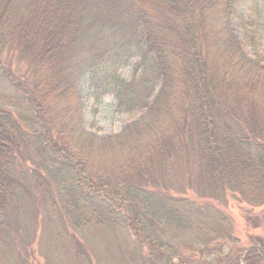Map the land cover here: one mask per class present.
<instances>
[{
    "label": "trees",
    "instance_id": "16d2710c",
    "mask_svg": "<svg viewBox=\"0 0 264 264\" xmlns=\"http://www.w3.org/2000/svg\"><path fill=\"white\" fill-rule=\"evenodd\" d=\"M237 1L0 0V229L14 202L33 203L32 177L69 227L121 231L140 264H264V26L238 37ZM80 84L139 118L86 131ZM177 148L212 192L227 196L235 176L249 185L237 201L262 235L215 242L208 210L155 182Z\"/></svg>",
    "mask_w": 264,
    "mask_h": 264
},
{
    "label": "rangeland",
    "instance_id": "374dc122",
    "mask_svg": "<svg viewBox=\"0 0 264 264\" xmlns=\"http://www.w3.org/2000/svg\"><path fill=\"white\" fill-rule=\"evenodd\" d=\"M251 21L264 26V0L237 1L233 26L238 37L242 36V25ZM262 53L264 55V50ZM125 75L127 77L128 72ZM78 106L84 129L101 137L118 134L139 118V114L119 112L117 102L111 97H105L100 105H95L84 84L78 87ZM173 158V163L168 168L157 167L152 173L153 178L160 187L169 189L173 199L188 201L195 211L202 207L208 210L209 225L214 226L216 231L219 230V238H213L215 242L227 245L229 241L230 245V231L244 244L248 242L250 235H262L246 223L247 210L251 208L237 201L245 197L250 199L248 193H251L248 184H241L240 176H235V183L228 188L227 196H220L207 186L200 185L198 166L195 163L189 164L190 166L187 164L185 151L177 148ZM38 181L39 179L29 177L28 186L31 188L33 203L23 200L20 203L19 200L14 202L9 210L8 221L0 229V264H140L141 251L137 249V252L128 235L121 231L109 227H91L79 233L69 227L60 213H55L43 200V189ZM256 210L254 214L261 216L264 206ZM219 213L229 218L225 225L227 227L220 228L218 222L215 223ZM225 229L229 232L221 234ZM175 241L183 244L188 242L181 237ZM209 241L210 238L201 236V242ZM181 251L184 252V248ZM211 260L216 262L218 259ZM174 262L178 264L180 259L177 257Z\"/></svg>",
    "mask_w": 264,
    "mask_h": 264
}]
</instances>
